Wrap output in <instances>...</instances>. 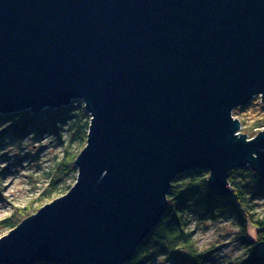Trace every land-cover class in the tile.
<instances>
[{
    "label": "water",
    "instance_id": "obj_1",
    "mask_svg": "<svg viewBox=\"0 0 264 264\" xmlns=\"http://www.w3.org/2000/svg\"><path fill=\"white\" fill-rule=\"evenodd\" d=\"M264 0H0V114L91 115L76 182L0 237V264H126L161 222L178 175L264 179Z\"/></svg>",
    "mask_w": 264,
    "mask_h": 264
},
{
    "label": "trees",
    "instance_id": "obj_2",
    "mask_svg": "<svg viewBox=\"0 0 264 264\" xmlns=\"http://www.w3.org/2000/svg\"><path fill=\"white\" fill-rule=\"evenodd\" d=\"M76 101L66 107H47L38 112L22 110L0 114V151L8 138L23 139L32 132L37 138H42L51 133L64 144V129L67 127L69 132L63 156L57 158L52 165L48 184L41 194L27 206L18 208L1 221L11 229L35 213L37 210H34V204L42 202L46 197H52L67 177L75 178L78 172V153L73 147L87 143L91 119L87 109ZM5 173L0 170V175ZM209 176L208 170L198 169L175 178L167 196L168 209L161 222L137 248L133 259L126 264H151L157 258L159 249H164L167 255L169 252L167 259L172 264H264V252L259 249L264 242V216H258L253 204V200L257 198L264 199V179L250 165L234 169L229 176L233 187L232 194L220 196L211 189ZM2 181L3 178L0 177V190ZM251 181L256 183L255 187L251 185ZM190 213H193L198 221L222 220L233 216L239 226L237 239L243 248L241 256L236 261L213 260L212 248L199 249L195 245L193 232L189 230ZM250 225L258 229L256 240L248 236Z\"/></svg>",
    "mask_w": 264,
    "mask_h": 264
},
{
    "label": "rangeland",
    "instance_id": "obj_3",
    "mask_svg": "<svg viewBox=\"0 0 264 264\" xmlns=\"http://www.w3.org/2000/svg\"><path fill=\"white\" fill-rule=\"evenodd\" d=\"M76 102H80L85 107L81 99ZM233 116L241 122L238 131L241 135L246 134L248 138L258 135L264 129L262 97L257 95L247 105L236 107L233 110ZM67 130L66 127L64 129V144L60 143V140L51 133L37 138L32 132L23 139L12 137L5 140L4 147L0 151V170L6 172L4 175H0L3 178L0 190V237L11 230L1 221L18 208H23L35 200L47 186L52 165L57 158L63 156L64 145L69 136ZM85 145L86 142L76 144L73 149L79 155ZM77 175L78 172L75 174V178L67 177L68 179L66 178L60 184L59 189L52 194V197H46L42 202H36L33 206L34 210L38 211L46 203L68 192V187H72L76 182ZM251 185L255 187L256 183L251 181ZM253 204L258 216H264V199L257 198L253 200ZM188 216L189 230L193 232L195 245L202 250L212 248L214 250L213 260L236 261L241 256L243 248L240 240L237 239L239 226L233 216L222 220L210 219L206 221H198L193 213ZM257 235V227L250 225L248 228L249 238L256 240ZM259 249L260 252H264V242ZM158 252L157 258L151 264H172L167 259L169 252L168 255L164 249H159Z\"/></svg>",
    "mask_w": 264,
    "mask_h": 264
},
{
    "label": "bare ground",
    "instance_id": "obj_4",
    "mask_svg": "<svg viewBox=\"0 0 264 264\" xmlns=\"http://www.w3.org/2000/svg\"><path fill=\"white\" fill-rule=\"evenodd\" d=\"M73 102H75V101H72V103H73ZM72 103H71V104H72Z\"/></svg>",
    "mask_w": 264,
    "mask_h": 264
}]
</instances>
